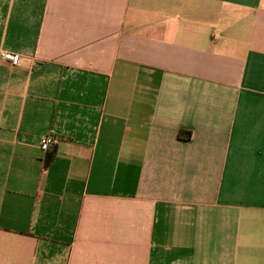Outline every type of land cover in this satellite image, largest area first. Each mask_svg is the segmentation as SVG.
<instances>
[{
  "label": "crops",
  "instance_id": "1",
  "mask_svg": "<svg viewBox=\"0 0 264 264\" xmlns=\"http://www.w3.org/2000/svg\"><path fill=\"white\" fill-rule=\"evenodd\" d=\"M0 49V264H264V0H0Z\"/></svg>",
  "mask_w": 264,
  "mask_h": 264
},
{
  "label": "built area",
  "instance_id": "2",
  "mask_svg": "<svg viewBox=\"0 0 264 264\" xmlns=\"http://www.w3.org/2000/svg\"><path fill=\"white\" fill-rule=\"evenodd\" d=\"M0 61L9 62L12 65H19L23 59L21 55L12 53L5 49H0ZM56 138L53 135H46L41 139L40 147L43 151H47L48 148L56 143Z\"/></svg>",
  "mask_w": 264,
  "mask_h": 264
}]
</instances>
